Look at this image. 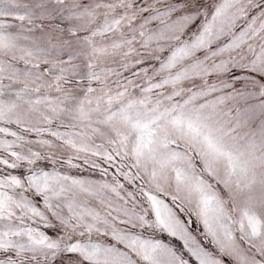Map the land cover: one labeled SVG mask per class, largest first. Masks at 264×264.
<instances>
[{"label": "snow or ice", "instance_id": "6c2138e0", "mask_svg": "<svg viewBox=\"0 0 264 264\" xmlns=\"http://www.w3.org/2000/svg\"><path fill=\"white\" fill-rule=\"evenodd\" d=\"M0 264H264V0H0Z\"/></svg>", "mask_w": 264, "mask_h": 264}]
</instances>
